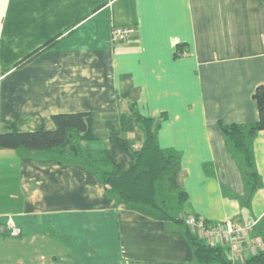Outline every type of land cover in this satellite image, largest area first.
I'll use <instances>...</instances> for the list:
<instances>
[{"label":"crops","instance_id":"obj_1","mask_svg":"<svg viewBox=\"0 0 264 264\" xmlns=\"http://www.w3.org/2000/svg\"><path fill=\"white\" fill-rule=\"evenodd\" d=\"M114 27L133 32L114 43ZM260 85L264 0H0V134L50 131L52 116L83 113L80 144L100 152L124 114L133 126L122 135L139 150L138 112L178 158L186 194L162 214L118 201L77 162L0 147V264H199L185 214L250 222L249 239L264 241V130L251 170L222 132L257 121ZM220 246L230 264L264 253L233 261Z\"/></svg>","mask_w":264,"mask_h":264},{"label":"trees","instance_id":"obj_2","mask_svg":"<svg viewBox=\"0 0 264 264\" xmlns=\"http://www.w3.org/2000/svg\"><path fill=\"white\" fill-rule=\"evenodd\" d=\"M252 98L258 113L255 123L222 126L232 154L241 158L250 170L253 166L252 140L258 131L264 130L263 85L256 87ZM131 114L140 122L145 136L139 150H134L131 141L122 135L131 131L133 126L130 115L124 114L120 116V130L109 135L107 149L100 152L84 149L80 144V134L86 129L83 113L52 116L55 128L50 131L0 134V147L22 148L52 156L46 161L39 160L41 163L77 162L97 174L108 193L123 203L145 206L162 214H169L176 208L179 210L186 194L178 182V158L157 145L155 120L141 116L138 112ZM247 176L255 177V173L251 171ZM173 219L182 222V217ZM187 233L199 264L212 261L230 264L225 258L223 247L207 245L188 228ZM245 264H264V253H257Z\"/></svg>","mask_w":264,"mask_h":264},{"label":"built area","instance_id":"obj_3","mask_svg":"<svg viewBox=\"0 0 264 264\" xmlns=\"http://www.w3.org/2000/svg\"><path fill=\"white\" fill-rule=\"evenodd\" d=\"M132 32V27H114L111 40L114 43L125 42ZM182 222L193 235L207 245H225L233 261L242 259L246 250L255 251L264 246L261 239H249L252 228L250 222L236 227L223 223L209 224L204 219L189 214L182 217Z\"/></svg>","mask_w":264,"mask_h":264}]
</instances>
